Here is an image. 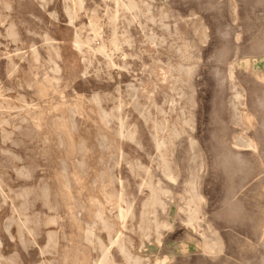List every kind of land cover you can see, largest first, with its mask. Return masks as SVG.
<instances>
[{"label": "rangeland", "instance_id": "rangeland-1", "mask_svg": "<svg viewBox=\"0 0 264 264\" xmlns=\"http://www.w3.org/2000/svg\"><path fill=\"white\" fill-rule=\"evenodd\" d=\"M0 264H264V0H0Z\"/></svg>", "mask_w": 264, "mask_h": 264}, {"label": "bare ground", "instance_id": "bare-ground-1", "mask_svg": "<svg viewBox=\"0 0 264 264\" xmlns=\"http://www.w3.org/2000/svg\"><path fill=\"white\" fill-rule=\"evenodd\" d=\"M77 18V17H76ZM89 22V21H88ZM91 39V38H90ZM96 40V39H95ZM238 97V96H237ZM16 103V102H15ZM6 124V123H5ZM3 134V133H2ZM126 134V133H125ZM4 136V135H3ZM8 139V138H7ZM158 147V146H157ZM159 150V149H158ZM167 170V169H166ZM6 175V174H5ZM3 194V193H2ZM46 197H48V196H46ZM124 197V196H123ZM156 199V198H155ZM20 215V214H19ZM18 218V217H17ZM28 219V218H27ZM14 223V222H13ZM152 223V222H151ZM23 224V223H22ZM149 224V223H148ZM153 224H154V222H153ZM12 225V224H11ZM25 225H27V224H25ZM21 227V226H20ZM26 227V226H25ZM10 228H12V227H10ZM16 228V227H15ZM27 228V227H26ZM49 228V227H48ZM36 233V232H35ZM19 234V233H18ZM35 235V234H34ZM53 235V234H52ZM112 236V235H111ZM116 239V238H115ZM118 239V238H117ZM49 241V240H48ZM121 242H122V240H120ZM32 243V242H31ZM34 243V242H33ZM101 246V245H100ZM37 247V246H36ZM46 247V246H45ZM102 247V246H101ZM103 248V247H102ZM99 249H101V248H99ZM120 249V248H119ZM118 249V250H119ZM54 251V250H53ZM120 251V250H119ZM121 254V253H120ZM43 263V262H42Z\"/></svg>", "mask_w": 264, "mask_h": 264}]
</instances>
